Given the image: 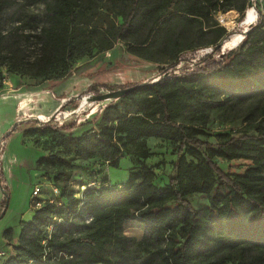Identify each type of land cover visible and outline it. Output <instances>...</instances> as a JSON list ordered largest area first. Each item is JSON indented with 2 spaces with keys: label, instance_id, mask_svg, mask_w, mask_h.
Listing matches in <instances>:
<instances>
[{
  "label": "trees",
  "instance_id": "16d2710c",
  "mask_svg": "<svg viewBox=\"0 0 264 264\" xmlns=\"http://www.w3.org/2000/svg\"><path fill=\"white\" fill-rule=\"evenodd\" d=\"M39 1L45 5L39 33L28 32L16 42L17 49L40 45V55L29 61L33 75L65 77L87 48L78 31L89 34L100 27L103 36L93 56L125 40L132 54L162 63L168 57L169 66L157 74L158 81L147 80L113 99L110 107L119 115L99 132L96 146L111 166H119L125 154L140 158L127 183L112 186L104 180L84 188L80 197L63 191L53 202L44 200L23 223L19 243L2 264H264V0L239 46L220 57L213 52L221 50H213L179 71L185 52L214 48L230 35L215 14L236 10L243 21L249 0H120L118 26L107 15L94 22L91 9L78 0ZM6 3L0 0V24ZM6 38L0 27V68ZM19 51L11 57V71H17ZM125 100L129 109L118 108ZM226 108L243 126L208 139L211 113ZM73 125L60 128L50 119L32 128L47 133ZM149 138L171 141L177 151L167 185L156 184V172L146 162ZM218 158L253 164L231 174ZM195 194L206 195L208 205L194 207ZM131 219L145 226L140 241L125 233ZM140 251L141 256L135 253Z\"/></svg>",
  "mask_w": 264,
  "mask_h": 264
},
{
  "label": "rangeland",
  "instance_id": "374dc122",
  "mask_svg": "<svg viewBox=\"0 0 264 264\" xmlns=\"http://www.w3.org/2000/svg\"><path fill=\"white\" fill-rule=\"evenodd\" d=\"M253 1L255 8L248 7L247 22L239 20L236 10L215 14L216 20L230 32L224 42L225 53L239 46L242 31L251 22H256L258 8L262 7L263 0ZM78 2L91 9L94 22L101 20L103 15L109 16V20L117 26L122 22V17L115 15L116 8L119 9L121 5L120 0H117L116 5L112 0ZM44 18L45 5L42 1L7 0L0 24L2 32L8 36L2 53L5 63L0 68V263L14 252L23 223L33 217V191L36 186L41 187V200H47L55 196L54 187L59 192H72L80 197L84 188L101 186L104 180L106 185L112 186L127 183L130 172L140 167L141 160L135 154H125L119 166H111L105 160L104 152L96 146L98 135L119 112L110 107L112 100L94 102L89 97L156 79L159 77L157 74L169 66L168 57L165 58L167 62L162 63L132 54L130 44L125 40H118L113 49L93 56L97 52L95 43L103 36L100 27L89 34L78 31V38H85L87 48L65 77L48 80L35 76L29 61L40 55V45L23 44L17 49L16 42H21L22 35L28 32L38 34ZM107 25L108 22H105ZM88 36H92L93 41ZM206 49L185 52L176 71L182 66L194 67L200 58L213 50ZM18 50L17 71H11V57ZM223 51L213 54L220 57ZM91 86H95L97 91L88 92ZM108 87L113 89L108 90ZM125 102H118V108L129 109L128 100ZM38 116H43L45 121L38 119ZM49 118L54 119L59 127L71 123L75 125L47 133L32 128L37 121L46 122ZM19 120L21 122L14 128ZM242 126V119H235L230 109L215 110L205 127L208 132L206 137L215 140L217 132L236 131ZM147 147L150 157L146 162L156 172V184L167 185L178 155L173 143L149 138ZM133 148L136 150V147ZM217 161L231 174L244 172L253 164L251 160L245 159L218 158ZM4 200L6 203L3 206ZM190 202L196 208L209 203L204 194L191 196ZM144 232L145 226L136 219L125 224V233L136 241L143 238ZM140 252L135 253L141 256Z\"/></svg>",
  "mask_w": 264,
  "mask_h": 264
},
{
  "label": "water",
  "instance_id": "95a60500",
  "mask_svg": "<svg viewBox=\"0 0 264 264\" xmlns=\"http://www.w3.org/2000/svg\"><path fill=\"white\" fill-rule=\"evenodd\" d=\"M248 6L250 7H254L255 8V3L253 0H249V4ZM256 10V9H255ZM257 12V11H256ZM257 18H258V12H257ZM248 21V18H247V12H246V17L245 19L242 21V22H247ZM254 23H250L248 25L247 28H245L242 33H243V37H242V40L244 39V37L246 36L247 32L249 31V29L251 28V26L253 25ZM228 38V37H227ZM226 40V39H225ZM225 40H223L222 42H220L219 44H217L213 50H222L223 51V47H224V42ZM225 55V52L223 51L222 52V56ZM159 80V77L156 78V79H153V81H158ZM146 82H142L140 84H136V85H133V86H130V87H124V88H120V89H117V90H113V91H109V92H106V93H102V94H97V95H92L89 97V99L91 101H94V102H97V101H103V100H113V99H116V98H120L122 96H124L125 94L131 92V91H134L136 90L137 88H139L140 86H142L143 84H145ZM39 119V118H38ZM24 121H28V120H24ZM21 122V120H19L16 125L14 126V128ZM13 128V129H14Z\"/></svg>",
  "mask_w": 264,
  "mask_h": 264
},
{
  "label": "built area",
  "instance_id": "2783aa9c",
  "mask_svg": "<svg viewBox=\"0 0 264 264\" xmlns=\"http://www.w3.org/2000/svg\"><path fill=\"white\" fill-rule=\"evenodd\" d=\"M207 49H211L212 50V48H207ZM207 49H206V51H207ZM39 119L40 120H44L42 118H39ZM48 120H50V118ZM40 193H41V187L40 186H36L34 191H33V205H34V208H39L45 203V201L41 200V198L39 197ZM54 193H55V195H57L59 193V189L57 187H54ZM48 201L53 202L54 198H49Z\"/></svg>",
  "mask_w": 264,
  "mask_h": 264
},
{
  "label": "crops",
  "instance_id": "0c3cea01",
  "mask_svg": "<svg viewBox=\"0 0 264 264\" xmlns=\"http://www.w3.org/2000/svg\"><path fill=\"white\" fill-rule=\"evenodd\" d=\"M38 118H43V116H38ZM34 215V214H33ZM15 246V245H14ZM3 253V252H2ZM4 254V253H3ZM10 256V255H9ZM4 260V259H3ZM3 260L1 261L0 264H2Z\"/></svg>",
  "mask_w": 264,
  "mask_h": 264
},
{
  "label": "bare ground",
  "instance_id": "6f19581e",
  "mask_svg": "<svg viewBox=\"0 0 264 264\" xmlns=\"http://www.w3.org/2000/svg\"><path fill=\"white\" fill-rule=\"evenodd\" d=\"M253 9H254V7H253ZM247 16H249V14H248V10H247ZM221 17H222V16H221ZM225 18H226V17H225ZM252 19H253V18H252ZM233 22H234V21H233ZM85 98H86V97H85ZM85 98H84V99H85Z\"/></svg>",
  "mask_w": 264,
  "mask_h": 264
}]
</instances>
